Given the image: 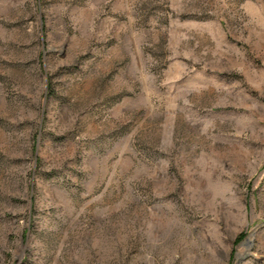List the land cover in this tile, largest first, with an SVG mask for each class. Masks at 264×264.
Masks as SVG:
<instances>
[{
	"label": "rangeland",
	"instance_id": "374dc122",
	"mask_svg": "<svg viewBox=\"0 0 264 264\" xmlns=\"http://www.w3.org/2000/svg\"><path fill=\"white\" fill-rule=\"evenodd\" d=\"M0 264H264V0H0Z\"/></svg>",
	"mask_w": 264,
	"mask_h": 264
}]
</instances>
